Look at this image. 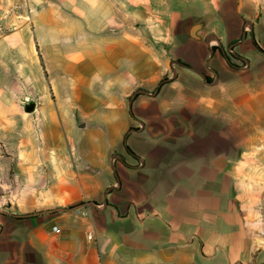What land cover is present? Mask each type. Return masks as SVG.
<instances>
[{
  "label": "crops",
  "instance_id": "0c3cea01",
  "mask_svg": "<svg viewBox=\"0 0 264 264\" xmlns=\"http://www.w3.org/2000/svg\"><path fill=\"white\" fill-rule=\"evenodd\" d=\"M28 5L0 41V264H264V0Z\"/></svg>",
  "mask_w": 264,
  "mask_h": 264
},
{
  "label": "built area",
  "instance_id": "2783aa9c",
  "mask_svg": "<svg viewBox=\"0 0 264 264\" xmlns=\"http://www.w3.org/2000/svg\"><path fill=\"white\" fill-rule=\"evenodd\" d=\"M32 26L28 0H0V41L24 29L32 30ZM260 236L264 238V231Z\"/></svg>",
  "mask_w": 264,
  "mask_h": 264
},
{
  "label": "rangeland",
  "instance_id": "374dc122",
  "mask_svg": "<svg viewBox=\"0 0 264 264\" xmlns=\"http://www.w3.org/2000/svg\"><path fill=\"white\" fill-rule=\"evenodd\" d=\"M26 34L25 36H27L28 38L31 37L32 33H31V30L29 29H26V31H24ZM20 33V32H19ZM18 34H16L15 36H17ZM34 43V42H33ZM22 58L25 56L23 54H29V53H33L35 54V52H38L37 50V47L34 45V44H24L22 46ZM21 83L22 85L24 86V89L22 92H20L19 95L17 96H14L12 97V99L14 100V102L16 103V105L18 106L19 108V112H20V117L23 118V117H27L28 114L24 112V109H23V106L26 102H31V97H30V94H29V90H28V78L27 77H21ZM6 112V115L7 116H10L12 115L13 113H16V111L12 108H9V109H6L5 110ZM25 178H22L19 176L15 177V174L10 171L9 173H6V177H5V192H4V195H5V203L9 204V202H12L13 200V197L14 195L13 194H17V199L19 198L18 197V194L20 193V187L23 186L22 183H26L25 182Z\"/></svg>",
  "mask_w": 264,
  "mask_h": 264
},
{
  "label": "water",
  "instance_id": "95a60500",
  "mask_svg": "<svg viewBox=\"0 0 264 264\" xmlns=\"http://www.w3.org/2000/svg\"><path fill=\"white\" fill-rule=\"evenodd\" d=\"M23 109L25 113L31 114L35 109V104L33 102H26L23 106Z\"/></svg>",
  "mask_w": 264,
  "mask_h": 264
}]
</instances>
